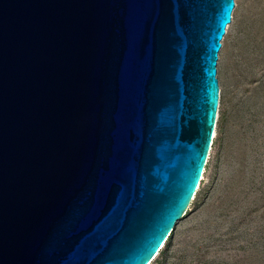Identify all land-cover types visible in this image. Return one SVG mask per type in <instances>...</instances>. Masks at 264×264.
Returning a JSON list of instances; mask_svg holds the SVG:
<instances>
[{
	"label": "water",
	"instance_id": "1",
	"mask_svg": "<svg viewBox=\"0 0 264 264\" xmlns=\"http://www.w3.org/2000/svg\"><path fill=\"white\" fill-rule=\"evenodd\" d=\"M235 0H0V264H150L213 145Z\"/></svg>",
	"mask_w": 264,
	"mask_h": 264
},
{
	"label": "rangeland",
	"instance_id": "2",
	"mask_svg": "<svg viewBox=\"0 0 264 264\" xmlns=\"http://www.w3.org/2000/svg\"><path fill=\"white\" fill-rule=\"evenodd\" d=\"M197 193L150 264H264V0H235Z\"/></svg>",
	"mask_w": 264,
	"mask_h": 264
},
{
	"label": "bare ground",
	"instance_id": "3",
	"mask_svg": "<svg viewBox=\"0 0 264 264\" xmlns=\"http://www.w3.org/2000/svg\"><path fill=\"white\" fill-rule=\"evenodd\" d=\"M234 13V12H233ZM231 25V24H230ZM229 27H227V29H228ZM223 42V41H222ZM163 248V247H162Z\"/></svg>",
	"mask_w": 264,
	"mask_h": 264
},
{
	"label": "built area",
	"instance_id": "4",
	"mask_svg": "<svg viewBox=\"0 0 264 264\" xmlns=\"http://www.w3.org/2000/svg\"><path fill=\"white\" fill-rule=\"evenodd\" d=\"M164 246V245H163ZM162 249V248H161Z\"/></svg>",
	"mask_w": 264,
	"mask_h": 264
}]
</instances>
